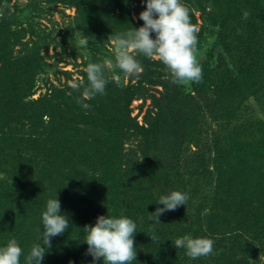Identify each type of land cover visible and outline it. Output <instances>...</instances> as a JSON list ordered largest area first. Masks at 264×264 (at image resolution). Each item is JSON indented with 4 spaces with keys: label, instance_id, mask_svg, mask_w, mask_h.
Returning <instances> with one entry per match:
<instances>
[{
    "label": "rangeland",
    "instance_id": "rangeland-1",
    "mask_svg": "<svg viewBox=\"0 0 264 264\" xmlns=\"http://www.w3.org/2000/svg\"><path fill=\"white\" fill-rule=\"evenodd\" d=\"M181 2L196 27L194 55L202 67L199 82L172 83L163 63L143 55L137 56L141 69L134 75H124L115 66L114 46L108 38L143 24L139 13L146 5L141 0H0V88L13 94L5 103L16 110L13 116L28 125L32 124L29 112L36 114L47 130L42 137L58 145L59 157L50 162L68 177L77 170V155H88V144L104 141L112 127L119 126L109 137L121 144L120 158L108 146L110 138L97 154L115 156L125 169V154L132 166L152 165L163 176L157 193H187L185 205L159 216L166 219L156 221L153 213L154 229H166L171 217L175 231L187 230L197 219H187L186 214L199 209L202 201L201 222L187 234L208 237L205 215L217 171L223 167L228 170L225 177L236 172L244 180L253 164L252 145L264 137L259 130L264 125V0ZM81 38L86 44L77 47ZM105 60L110 62L105 65L104 94L82 97L88 83L86 65ZM246 68L251 70L246 86L230 82L231 88L218 93L224 79L236 80ZM80 100L90 107L84 108ZM148 130L154 132L157 146L153 143L150 148L144 142ZM4 157L2 167L10 168L7 179L14 186L22 184V176L15 174L18 163ZM255 165L257 182L264 158ZM36 173L29 175L34 180L27 183L33 195L37 186L53 185L54 179L53 174ZM0 177L5 175L0 172ZM196 190L199 197L193 208L190 198ZM53 191V196L59 192ZM57 197L62 200L63 191ZM181 209L183 217L178 218ZM249 264H264L263 251L251 252Z\"/></svg>",
    "mask_w": 264,
    "mask_h": 264
},
{
    "label": "trees",
    "instance_id": "trees-1",
    "mask_svg": "<svg viewBox=\"0 0 264 264\" xmlns=\"http://www.w3.org/2000/svg\"><path fill=\"white\" fill-rule=\"evenodd\" d=\"M242 60L244 61V58ZM250 71L243 69L236 80H231L230 77L224 79V84L221 82L219 85L218 93L231 88L228 84L230 82L246 86ZM12 95L10 91L0 88V151L3 152L1 156H7L8 158H4L18 163L15 174L22 176L23 181L16 186L10 183L6 176L10 168L2 167L3 157L0 156V172L5 175L0 177V245L15 238L24 253H27L31 245L41 243L42 233L39 229L44 230L41 225V213L45 209L47 198L55 197L52 195L53 190L58 188L57 195L62 191L65 195L63 201L58 199L62 212L68 218L69 227L64 233L51 238V245L42 264H90L92 257L86 253L88 246L84 243L87 231L85 227L94 224L99 215L107 214L126 215L137 223L134 234L137 253L132 264H249L251 252L259 249L264 253L263 168H260L263 172L259 171L258 181L253 178L258 169L256 161L264 158V137L254 141L252 145L253 164L250 166L249 175L244 174V180L235 176L236 172H229V177H225L228 170L223 167L217 171L216 183L208 199L210 210L205 215V228L208 237L213 241V250L198 259L190 258L183 248H177L173 242L177 237L189 233L191 226L201 222L198 220L204 208L202 201L199 209L197 207L195 211L191 210L186 214L187 219H197L187 230L183 228L182 232L175 231V221L173 223L171 217H167L166 229L160 230V226H155L154 229L152 224L157 220L152 222L155 219L153 213L160 206L157 200L161 195L160 190L158 193L157 190L163 178L160 172L150 164L143 163L139 168L132 166L131 159H128L126 154V169L115 156L112 158L109 153L97 154L103 151L110 138L108 146L112 148V153H116L120 158L118 147L121 148V144L109 137L115 134L119 126L114 125L104 141L88 144L90 153L77 155L75 159L78 161L74 165L77 170L68 177L63 170L56 171L57 165L50 162L59 157L58 145L56 142L51 143L49 137H42L47 130H44L45 126H42L41 122L38 123L36 114L29 112L27 116L32 124L27 125L25 120L13 116L16 110L12 106L5 105ZM2 98H6V101L3 102ZM259 130L264 136V125ZM150 132L149 134L148 130L144 142L151 148L153 143L157 146L158 140L153 137L154 132ZM103 158L102 163L99 160ZM34 173L38 176L53 174V185L42 183L41 187L37 186V194L33 195L27 183L33 182L34 177L29 175ZM181 187L185 189L186 185L181 183ZM195 193L190 198L194 199L193 203L190 200L193 208L195 199L199 197L198 190ZM179 213L177 217L182 218L184 210H179ZM160 216H166L165 212ZM152 236L155 238L152 239ZM85 256L88 258L81 261ZM21 264H24L23 254ZM97 264H102V258Z\"/></svg>",
    "mask_w": 264,
    "mask_h": 264
},
{
    "label": "clouds",
    "instance_id": "clouds-1",
    "mask_svg": "<svg viewBox=\"0 0 264 264\" xmlns=\"http://www.w3.org/2000/svg\"><path fill=\"white\" fill-rule=\"evenodd\" d=\"M146 7L139 13L143 24L130 30L113 35L108 41L113 42L115 66L124 75L136 74L141 69L138 55L158 59L170 73L172 83L190 85L202 79V67L197 62L194 52L197 44L196 27L191 23L189 9L181 0H141ZM247 16V12L244 13ZM154 34V35H153ZM86 40L81 38L77 47L84 46ZM110 61L89 62L86 65L87 85L84 86L82 97H94L104 94L107 80L105 65ZM82 103L84 108L90 105ZM187 193L180 190H170L158 197V207L154 212L156 219L179 205H185ZM42 233L41 243H34L27 253L15 238L0 245V264H42L45 253L51 245V238L62 234L68 229L69 221L61 210L57 197L46 201L41 213ZM84 243L86 253L92 257L90 264H97L102 258V264H132L136 259L134 234L137 223L126 215H99L94 224L87 225ZM152 239L155 237L152 236ZM173 242V241H172ZM177 248H183L190 258L206 256L213 250V241L208 237H193L185 234L173 242Z\"/></svg>",
    "mask_w": 264,
    "mask_h": 264
}]
</instances>
